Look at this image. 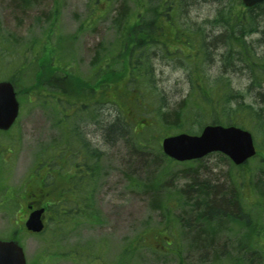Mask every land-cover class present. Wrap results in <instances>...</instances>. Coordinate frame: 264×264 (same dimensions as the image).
Returning <instances> with one entry per match:
<instances>
[{
  "label": "rangeland",
  "instance_id": "rangeland-1",
  "mask_svg": "<svg viewBox=\"0 0 264 264\" xmlns=\"http://www.w3.org/2000/svg\"><path fill=\"white\" fill-rule=\"evenodd\" d=\"M124 1L129 4V14L140 11L132 0H30L29 4L24 0H0V81L16 77L21 105L17 124L10 131V191L24 193L41 147H53L62 137L55 112L40 105L46 98L42 90L35 91L44 84L41 80L36 84L39 66L44 64H39V57L46 58L47 66L58 67L59 73H68L74 79L75 87L80 88L78 96L76 89H69L70 92L64 91L68 93L65 98L70 105L78 101L88 106L78 105L83 110L78 130L106 156L89 193L92 199L89 208L93 212L89 219L79 218L78 226L69 223L63 230L50 223L43 234L29 235L17 221L14 207H10V237L18 231L16 236L31 264H118L124 249L125 264H264V163L261 162L264 146L262 150L258 148L256 159L241 168L219 153L203 161L173 163L162 153L161 141L166 133L174 135L178 130L171 129L161 136L158 129L146 125L153 122L158 109L170 112L179 106L188 108L196 101L190 81L194 68L191 69L183 54L155 50L150 63L153 75L152 88H147L149 93L140 94L129 89L125 82H117L118 89L90 95L91 89L87 88L99 82L96 75L104 65L111 78L110 55L121 47L113 19ZM217 1L187 0L180 12L184 31L197 32L203 28V35L209 39L226 32L225 24L205 22L217 16ZM130 21L132 25L134 18ZM168 30L162 40L173 49V44L178 42L174 29ZM257 38L260 36H249L252 41ZM214 50L202 65L205 81L218 78L224 70V50L221 47ZM233 67L235 72L230 78L235 90L246 92L250 80L238 72V66L233 64ZM48 77L49 83L55 80L50 70L42 78ZM60 77L57 84L68 86L67 79ZM117 118L128 121L133 128L129 137L108 134V124ZM201 120L204 117L199 115L187 124L199 133ZM7 140L0 135L4 146ZM256 183L261 191L251 190L250 186L254 188ZM7 185L8 175L1 167L0 237L3 238L9 231L4 200ZM152 185L157 188L144 192ZM205 186L214 188L211 204L203 203L198 197ZM223 196L224 199L239 198L240 203L233 210L228 204L227 212L220 215L218 208L211 206ZM153 199L155 205L161 202L164 208L153 209ZM206 208L210 215L218 214L223 219V223L217 217L211 219L214 225L222 226V229L215 226L219 242L202 253L191 251L181 224H202L194 216ZM178 217L185 221L179 222ZM202 225L206 227V221ZM178 244L185 249L176 254L173 250ZM86 250H91L90 254L86 255Z\"/></svg>",
  "mask_w": 264,
  "mask_h": 264
},
{
  "label": "trees",
  "instance_id": "trees-1",
  "mask_svg": "<svg viewBox=\"0 0 264 264\" xmlns=\"http://www.w3.org/2000/svg\"><path fill=\"white\" fill-rule=\"evenodd\" d=\"M132 1L140 11L129 14V4L124 1L113 19L120 34L121 47L118 52L110 55L111 85L125 82L127 86L138 88L132 90L140 94L149 93L147 88H152L153 75L150 63L156 53L155 50L164 52L167 48L168 51L167 45L159 42L155 33L166 32L168 29L166 23H171V27L177 32L176 38L184 41L182 46L176 47V50H180V53L183 52L181 47L189 50L183 54L191 64V69L194 68V76H191L190 81L191 92L196 101L188 108L179 106L170 112H160L158 109L153 122L146 125H149L150 129H158L161 136L171 129L178 130L179 133L194 134V130L187 123L201 115L204 121L199 122L200 131L207 121L214 125L241 127L252 132L256 146L262 150L264 146V3L247 8L241 0H218L217 16L205 22L225 24L223 28L228 34L223 36V41L220 40L215 44L214 41L207 43L204 40H198L200 35H191L190 32L183 31L185 28L175 26L181 22L180 12L183 5L187 4V0ZM24 3L29 4L30 0H24ZM132 17L134 21L130 25ZM251 34L259 35L260 38L252 41L249 39ZM219 47L224 50L222 75L212 80L207 78L205 81V71L202 65L209 60L210 52ZM233 64L239 67V73L246 75L250 80L246 92L236 91L233 86L232 78H230V74L235 72ZM11 81L16 86L18 85L16 79L12 78ZM117 120L110 124L108 134L112 137L116 134L119 137L128 134L127 137H129L133 130L129 122ZM170 134L171 132L166 133L164 137ZM261 162L264 163V160ZM151 188L156 189L157 187L152 185L144 192H148ZM213 191L212 187H202L198 197L203 203L211 204L210 196ZM254 191H261L257 183ZM152 206L163 208L162 205ZM216 207L220 215L227 212L229 206L224 196L215 205ZM213 231L215 229L211 227L209 231L204 230L208 236L213 234ZM199 235L200 233L196 232V236ZM203 244L201 242V245Z\"/></svg>",
  "mask_w": 264,
  "mask_h": 264
},
{
  "label": "flooded vegetation",
  "instance_id": "flooded-vegetation-1",
  "mask_svg": "<svg viewBox=\"0 0 264 264\" xmlns=\"http://www.w3.org/2000/svg\"><path fill=\"white\" fill-rule=\"evenodd\" d=\"M47 69L49 68L45 65L42 71V77L50 70L55 80L49 83V77L41 78L44 84H41L38 89H40V92L42 90L41 94L46 100L41 102L40 105H42L44 109H50L55 112L57 116L56 126L57 129L61 131L62 137L61 141L53 147H45L44 145L41 147L40 155L36 162L37 164L35 163L36 173H33L29 177L27 183L24 185V190L22 191L24 193L22 194H16L12 189L10 191V131L13 130L14 127L7 131L0 130V135L6 136L8 139L6 146L0 143V168L2 167L8 175V185L6 186L4 197L7 203L9 217V231L6 237L8 241H10V207H14L17 221L21 223L23 231L29 235L34 234L27 232L25 230V225L31 214L36 211H42L45 229L48 228L50 223H55L60 230H63V228L70 224L74 227L78 226L79 218L89 219V214L93 213L91 208H89L92 202L89 193L90 190L93 191L99 171H102L101 164L106 159L105 152H101L94 148L78 130V120L82 118L83 114V110L78 106L81 105V103L77 101L78 98L75 97L77 102L72 105H70L67 98H65V95L68 94L65 92H70L69 89H76L75 94L78 96L77 89L80 88L75 87L77 85L74 82H71V86H64V83L58 85L57 82L61 79L58 73V67ZM107 79V75L104 74L102 80H99L96 85L90 86L87 89H94V92H100V89H104L103 91L111 89L107 84ZM45 83H48V85ZM61 91H63V94ZM92 103L94 104L95 100ZM81 107L87 108L88 106L83 104ZM108 125H110V123ZM73 145L76 146L75 149ZM220 200H215L211 207L217 205ZM226 201H228L232 210L234 209L233 207L238 205L237 200L234 198L226 199ZM213 216L218 218L217 214L210 215L208 208H206L202 214L194 216L196 219L199 218V222L203 221L202 224H205V221L210 222L209 227L214 228L215 231H213L214 233L211 232L213 234L209 236L204 232V230L209 231V227H204L201 223L195 227L193 226L194 230L199 231V236L190 233V229H192L191 225L181 224V227L185 228L184 236L185 240L188 242L187 248L189 250L191 249V251H199L202 253L212 248L213 243L216 242L217 244L219 242V232L216 231L215 226L221 229L222 226L212 223L211 219L214 218ZM179 218L180 217L177 218L179 222L185 221ZM20 227L21 226H19V228ZM17 233L18 231L14 235H17ZM156 238H158V236ZM201 242L209 246H205L204 244L201 245ZM209 243L212 245L210 246ZM171 244L172 241L169 240L167 246L170 247ZM89 247L90 245H87V248ZM168 247H164V250L168 251ZM184 249L185 247H181L178 244L173 252L178 254V252ZM90 252L91 250L84 251L86 255L90 254ZM125 252L124 249L119 254L118 264H125ZM77 255H81L80 249L77 251ZM27 264L31 263L27 262Z\"/></svg>",
  "mask_w": 264,
  "mask_h": 264
},
{
  "label": "water",
  "instance_id": "water-1",
  "mask_svg": "<svg viewBox=\"0 0 264 264\" xmlns=\"http://www.w3.org/2000/svg\"><path fill=\"white\" fill-rule=\"evenodd\" d=\"M253 7L264 0H242ZM19 114V102L14 85L0 82V129L8 130ZM164 153L180 162L201 159L210 153L221 152L235 165H242L257 153L252 134L235 126L207 125L200 135L178 134L162 141ZM42 211L33 213L26 223L29 231L39 233L44 224ZM0 264H26L22 247L15 241L0 240Z\"/></svg>",
  "mask_w": 264,
  "mask_h": 264
}]
</instances>
